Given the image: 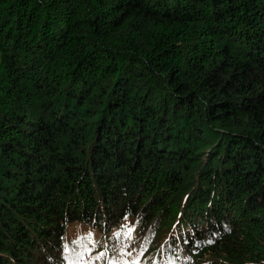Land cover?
Here are the masks:
<instances>
[{"label": "trees", "instance_id": "trees-1", "mask_svg": "<svg viewBox=\"0 0 264 264\" xmlns=\"http://www.w3.org/2000/svg\"><path fill=\"white\" fill-rule=\"evenodd\" d=\"M0 264H264V0H0Z\"/></svg>", "mask_w": 264, "mask_h": 264}, {"label": "rangeland", "instance_id": "rangeland-1", "mask_svg": "<svg viewBox=\"0 0 264 264\" xmlns=\"http://www.w3.org/2000/svg\"><path fill=\"white\" fill-rule=\"evenodd\" d=\"M119 229H116L111 234H104L101 231L97 230V228L91 226V225H82L80 223H72L68 226L64 242L65 244L73 243L74 241L87 238L89 240H92L94 242H98L102 248H104L107 245L108 238H112L114 234L118 232ZM142 251L140 248L136 249ZM152 254H146L143 256L142 254H138L139 260L145 263V259L151 260ZM75 261V259H73Z\"/></svg>", "mask_w": 264, "mask_h": 264}, {"label": "snow or ice", "instance_id": "snow-or-ice-1", "mask_svg": "<svg viewBox=\"0 0 264 264\" xmlns=\"http://www.w3.org/2000/svg\"><path fill=\"white\" fill-rule=\"evenodd\" d=\"M128 235H129V237L131 236V229L129 230V232H128ZM212 241H209V243H211ZM66 247V246H65Z\"/></svg>", "mask_w": 264, "mask_h": 264}]
</instances>
